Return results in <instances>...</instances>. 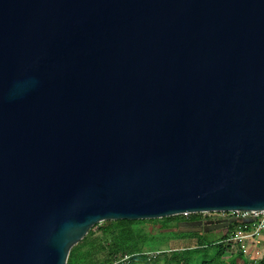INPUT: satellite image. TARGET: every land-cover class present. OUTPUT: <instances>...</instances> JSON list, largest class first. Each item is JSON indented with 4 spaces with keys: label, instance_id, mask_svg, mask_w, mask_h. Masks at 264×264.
<instances>
[{
    "label": "water",
    "instance_id": "95a60500",
    "mask_svg": "<svg viewBox=\"0 0 264 264\" xmlns=\"http://www.w3.org/2000/svg\"><path fill=\"white\" fill-rule=\"evenodd\" d=\"M242 212H264V0H0V264Z\"/></svg>",
    "mask_w": 264,
    "mask_h": 264
},
{
    "label": "trees",
    "instance_id": "16d2710c",
    "mask_svg": "<svg viewBox=\"0 0 264 264\" xmlns=\"http://www.w3.org/2000/svg\"><path fill=\"white\" fill-rule=\"evenodd\" d=\"M201 216H179L155 221L105 222L96 226L99 229L97 234L89 233L72 249L68 264H249L243 250L227 259L225 256L231 250V245H227L231 237L241 230L250 232L251 225L235 223L220 239L212 233H171L149 237L143 230L144 226L151 224L169 227L173 223L183 221L199 222ZM172 239L192 240L195 241V246L173 250L168 246ZM210 249H213V254H210ZM257 264H264V258Z\"/></svg>",
    "mask_w": 264,
    "mask_h": 264
},
{
    "label": "rangeland",
    "instance_id": "374dc122",
    "mask_svg": "<svg viewBox=\"0 0 264 264\" xmlns=\"http://www.w3.org/2000/svg\"><path fill=\"white\" fill-rule=\"evenodd\" d=\"M222 216H227L229 218H232L234 214H210V215H202L201 221L202 223H207V227L203 228L200 226V223L197 222H191V221H183L179 223H173L169 225V227H163L162 225H148L144 226L143 230L145 233L149 234V237H157V236H166L169 234H184V233H198V234H209L210 232H214L213 229L210 227V221L219 219ZM189 217V216H186ZM212 230V231H211ZM251 230H255V226L251 227ZM97 234L99 232L98 228H93L89 233ZM227 232V231H226ZM226 232L220 233V232H214L212 235L216 237L217 239H220L223 237ZM151 234V235H150ZM260 239V240H259ZM168 246L171 249L175 250H182L185 248H190L195 244V241L192 240H183V239H172L168 242ZM228 246L231 245V250L228 252V254L225 256V258H229L230 256L238 254L241 250L244 251L245 256L247 257V260L249 264H257L259 261H261L264 258V234H260L256 239H248L245 241H242L240 243H227ZM195 246V245H194ZM210 254H213V249H210ZM209 258V257H208ZM239 264H243L240 263Z\"/></svg>",
    "mask_w": 264,
    "mask_h": 264
},
{
    "label": "built area",
    "instance_id": "2783aa9c",
    "mask_svg": "<svg viewBox=\"0 0 264 264\" xmlns=\"http://www.w3.org/2000/svg\"><path fill=\"white\" fill-rule=\"evenodd\" d=\"M234 216L233 219H237L241 221L243 224V221L246 220H253L254 224L251 226H255V230H251L248 233L243 232L242 230L235 233L231 239L229 240L230 243H240L242 241L248 240V239H256L260 234H264V212L260 213H254V212H242V213H233ZM229 218L228 219H232Z\"/></svg>",
    "mask_w": 264,
    "mask_h": 264
},
{
    "label": "flooded vegetation",
    "instance_id": "af4514ba",
    "mask_svg": "<svg viewBox=\"0 0 264 264\" xmlns=\"http://www.w3.org/2000/svg\"><path fill=\"white\" fill-rule=\"evenodd\" d=\"M228 220V217L227 216H222V217H220L219 219H215V220H211L210 221V227L209 228H211V229H213L214 230V232H220V233H223V232H226V234L229 232V229L227 230V229H221V230H217L216 229V226H218V225H220V224H222V223H224L225 221H227ZM197 223H200V226L201 227H203V228H206L207 227V223L205 222V223H202V222H197ZM208 228V227H207ZM212 231V230H211ZM214 232H210V233H214ZM225 234V235H226Z\"/></svg>",
    "mask_w": 264,
    "mask_h": 264
},
{
    "label": "crops",
    "instance_id": "0c3cea01",
    "mask_svg": "<svg viewBox=\"0 0 264 264\" xmlns=\"http://www.w3.org/2000/svg\"><path fill=\"white\" fill-rule=\"evenodd\" d=\"M260 240V239H259Z\"/></svg>",
    "mask_w": 264,
    "mask_h": 264
}]
</instances>
